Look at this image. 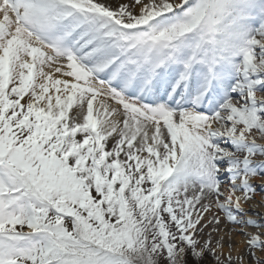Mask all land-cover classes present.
Listing matches in <instances>:
<instances>
[{
    "label": "snow or ice",
    "instance_id": "6c2138e0",
    "mask_svg": "<svg viewBox=\"0 0 264 264\" xmlns=\"http://www.w3.org/2000/svg\"><path fill=\"white\" fill-rule=\"evenodd\" d=\"M245 256L264 264V0H0V264Z\"/></svg>",
    "mask_w": 264,
    "mask_h": 264
},
{
    "label": "rangeland",
    "instance_id": "374dc122",
    "mask_svg": "<svg viewBox=\"0 0 264 264\" xmlns=\"http://www.w3.org/2000/svg\"><path fill=\"white\" fill-rule=\"evenodd\" d=\"M258 142H260L258 140ZM253 179V182L256 183L257 185L260 183V180H261V177L257 176V177H254ZM261 193H260V190L259 188H257V195H256V201H259L261 199ZM255 204V201L253 202ZM257 211H259V209H257ZM251 214V213H250ZM223 227V226H222ZM207 230L205 231V234H206ZM233 244L234 246H236V243L233 241ZM225 245L227 246V237H225ZM245 251V250H244ZM243 251V252H244ZM242 252V251H241ZM259 254V253H258ZM209 260H211V257L208 258ZM245 261H246V264H254V261H252L250 258H248L247 256H245ZM212 264H214V261L212 262Z\"/></svg>",
    "mask_w": 264,
    "mask_h": 264
},
{
    "label": "bare ground",
    "instance_id": "6f19581e",
    "mask_svg": "<svg viewBox=\"0 0 264 264\" xmlns=\"http://www.w3.org/2000/svg\"><path fill=\"white\" fill-rule=\"evenodd\" d=\"M253 180H255V179H253ZM233 241L236 243L235 247L239 248L242 252L245 250L244 249V245H243V238L242 237H240L238 235L234 236L233 237Z\"/></svg>",
    "mask_w": 264,
    "mask_h": 264
}]
</instances>
